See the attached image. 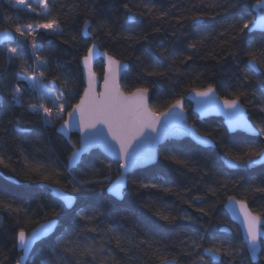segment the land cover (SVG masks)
<instances>
[{"label": "trees", "instance_id": "16d2710c", "mask_svg": "<svg viewBox=\"0 0 264 264\" xmlns=\"http://www.w3.org/2000/svg\"><path fill=\"white\" fill-rule=\"evenodd\" d=\"M48 2L53 11L46 16L40 0H28L30 6L36 9L35 12L14 8V0H0V30L8 29L15 36L14 28L17 23L22 26H35L56 18L61 20L63 35H49L43 30L36 33V54L46 58L49 67L44 70L43 78L39 71H36L35 78H39L46 87L51 86L50 82L54 78L57 80L58 89L53 91L55 95L63 93L67 105L63 119L82 94L79 61L94 42L98 43L99 50L114 55L128 65L120 78L122 91H131L138 86L135 78L138 74L142 75V72L137 66V57H145V49L149 46L157 52L169 49L171 55L158 66L160 71L166 72V76L155 84L151 82L152 78L141 81L155 89L154 99L150 104L153 111H164L192 89L203 90L209 85L216 89L218 98H231L235 77L241 70L247 72V43H264V33L260 32L245 30L240 33L237 29L234 32V41L222 35L230 30V25L238 22L235 12L228 8L230 3H236L237 0H153V14L141 16L133 22L124 19L123 4L128 3L133 12H146L143 7L146 0ZM256 2L257 0H243L244 18L248 21L253 20L251 6ZM212 4L219 7H210ZM161 13L168 15L162 16ZM194 15H203L205 20L193 26L191 17ZM209 16H215V19L209 20ZM85 19L92 23L90 32L95 33L99 26H104L99 41H96L95 35L92 38L81 35ZM178 19L183 26L177 22ZM109 27L111 35H105ZM239 27H243V20H239ZM132 34L148 35L150 39H141L139 43L124 39ZM73 36L76 37L75 41ZM202 39L204 43L200 45L199 41ZM226 39L228 42L224 43ZM190 42L198 43L197 50L188 49ZM9 48H18L20 58L7 66L4 76L7 87L0 89V156L8 164V167L0 165V198L11 206L7 209L0 206V264L16 263L19 256L15 249L17 231L23 228L28 232L43 221L56 219L58 223L55 232L33 247L26 264H32V260L40 252L48 256L57 237L71 231L68 217L76 219L75 213L80 211L94 215L101 213L96 215L91 224H87L95 227L97 231L84 234L87 240L80 242L103 245L106 249L114 250L120 264H160V258L165 256L169 259L175 257L178 264H191L186 250L191 246L192 239L199 240L200 236H204L199 241L202 248L231 246L235 250V255L230 251L228 255L222 256L223 264H264V243L258 261L250 263L238 229L222 209L229 196L237 200L247 198L252 213L264 216V194L253 189L254 185H259L264 180V165L230 169L224 164L225 152L231 156L259 138L240 132L229 133L218 118L199 119L191 113L190 105L185 103L188 123L199 134L209 137L214 147L202 148L188 139L166 141L158 147L157 159L153 165L136 169L127 176L122 198L116 200L105 193V188L118 173L117 163L95 150L82 156L73 169L67 170L66 160L71 149L77 146L78 136L70 134L66 141L55 132L63 119L45 123L41 118L42 113L36 115L28 110L29 104L41 102L50 107L49 101H40L36 92L21 97L23 107L13 102L10 93L17 87L23 90L28 86L26 80H16L15 73L19 72L22 77L32 76L31 69L25 73L21 64L29 58L34 60L35 55L30 44L16 37L11 43L0 46V73L6 67L5 56ZM189 55L192 57L190 60L186 59ZM58 65L65 66L67 77ZM93 70L100 78L102 63L96 61ZM249 76L246 88L249 96L244 99L243 107L251 124L264 138V128H261L264 111H261L259 101L248 102L252 100L253 91H256L257 96L260 95L256 84L262 77L256 73H249ZM65 79L70 80L67 87L64 84ZM169 89L170 95L167 94ZM173 155L183 163L176 164L164 159L165 156ZM53 169L63 173L59 187L66 188L70 194L76 196V202L71 209L64 208L48 190L38 187L39 184H45L41 183L45 176L50 180L56 179L50 175ZM6 177L14 179L16 183L6 180ZM105 177L108 179L105 180ZM133 180L136 181L135 184L132 183ZM80 181L94 183L85 184L79 193L72 192L73 188L80 187ZM140 182L160 183L170 191L142 188ZM196 195L204 197L205 202H196L189 207L186 201H191ZM196 208L207 209L209 215L202 216ZM17 209H20L18 213ZM159 212L176 217L174 223L169 225L160 220L156 215ZM186 214L194 219H184ZM221 226H227L230 233L220 232ZM126 234H131L133 238L129 239ZM117 235L125 237L122 242L123 252L116 246ZM141 241L145 242L142 246ZM130 248L132 251L128 253ZM201 251L195 249L194 254ZM205 259L208 264H219L211 262L207 257ZM49 264L54 262L49 260Z\"/></svg>", "mask_w": 264, "mask_h": 264}, {"label": "snow or ice", "instance_id": "6c2138e0", "mask_svg": "<svg viewBox=\"0 0 264 264\" xmlns=\"http://www.w3.org/2000/svg\"><path fill=\"white\" fill-rule=\"evenodd\" d=\"M153 0H146L143 7L146 12H133L132 7L128 3L123 4L124 19L128 22H133L139 17L144 15L153 14ZM40 6L43 9L44 15H50L53 8L50 6L48 0H40ZM14 8L24 7L28 11L35 12L36 9L32 8L28 3V0H15L13 4ZM210 7H219V5L212 4ZM253 9L257 11V16L248 21L244 18V5L243 0H237L236 3H230L228 8L235 12L238 17L236 24L229 26V31L225 34L226 37H230L231 40H235L234 32L238 29L240 33H244L245 30H251L256 28H264V0H257ZM162 16H167V13H161ZM209 20H214L215 16H209ZM205 20L203 15H194L191 17L193 26L201 24ZM239 20H243V27H239ZM178 23L182 25V22L178 19ZM92 27L90 20L85 19L81 28V35L87 38H92L95 35L96 41H99L100 34L104 32V26H99L95 33L90 32ZM38 30H43L45 34L49 35H63L64 29L62 22L59 18L49 20L46 23L39 25H21L16 24L14 28L15 36L11 31L5 29L0 32V40H13L16 37L22 39L23 42L31 45V51L35 55V59L29 58L28 61L21 64L22 70L27 73L30 69L33 73L32 76L22 77L19 72L15 73L16 80H26L28 86L23 90L19 87L15 88L11 93V99L13 102L23 107L21 97L25 94H31L37 91L35 73L40 72V77L45 76V69L49 67V62L46 58L37 55L36 45V33ZM159 31V29H155ZM105 35H111V28L104 33ZM31 37V40H29ZM75 41L76 37H72ZM129 42L139 43L140 40L148 41L150 37L148 35L137 36L135 34L124 37ZM206 39V38H205ZM67 43V41H64ZM227 39L224 43H227ZM204 40L199 41L202 45ZM188 49L197 50L198 43L190 42L187 45ZM98 43H92L88 48L86 54L81 58V63L84 69L88 72V87L84 89V95L80 97L78 104L71 106V111L68 112V120H64L61 129L67 131L71 127H76L82 133V147L78 150H74L68 157V164L66 167H72L80 158L82 152L86 151L90 146L94 144H100L104 149L110 153L115 154L119 159V167L122 170L135 167L139 163H144L151 160L154 153L151 151V146L158 143L164 135L169 134L173 130L178 122L182 120L180 113L183 112V96L180 99H176L169 105L164 111H153L150 107L151 102L154 99V88H150L146 84H142L141 81L146 78H152V83L155 84L159 79H163L166 76V72L160 71L158 66H161L168 56L171 55L169 49L162 51H154L151 46L145 49V57H137L138 67L141 68L142 75H137L136 83L137 87L131 91H122L120 85L121 72L128 67V65L121 59H117L114 55H110L108 52L103 53L104 60L106 61L104 72L103 91L99 93V98L95 94V87L98 85V81L95 80V73L92 72V64L97 52ZM248 58L245 61L244 70L240 71V74L235 77V86L231 98H224L220 103L216 102V89L209 85L203 90L192 89L196 97L206 98L198 103L202 104V110H224L225 115L229 117V123L233 128H242L248 133L256 136L258 141H251L242 149H238L237 152L231 156L225 152L224 164L228 168H236L240 166L251 167L257 163H264V138L261 137V133L256 131V128L250 123L247 113L243 107L244 99L249 96L246 91L248 82L250 80L249 73H256L262 77L257 81L256 88L260 92V95H256V91L251 93L252 100L248 101L252 103L253 100L259 101L261 105V111H264V43L256 44L253 41H249L246 45ZM20 58L18 48H9L8 53L5 56L6 67L3 73H0V89H4L7 85L4 83V76L7 73V66L12 65L16 59ZM189 55L186 59H191ZM183 62V61H182ZM71 63V62H69ZM27 65V66H26ZM62 72H64V65H58ZM171 68V65H169ZM64 76L67 77L68 73L64 72ZM241 76L243 79H241ZM70 80L65 79V87L68 86ZM50 87H41L39 89V100L49 101L51 107L45 106L44 103H34L28 105V110L32 114L42 115V119L45 123H49L51 120L63 119V113L66 110L67 105L63 99V93L61 95H55L53 89H58L57 80L54 78L50 82ZM175 86V85H173ZM71 91V89H69ZM167 94H171L169 89ZM97 125H102V128H98ZM183 131L187 134L195 135L194 129L179 125ZM261 128H264V121L261 122ZM106 129V133L104 131ZM26 131V130H25ZM196 139L203 144H208L210 141L206 136H196ZM148 145L149 150L141 152V146ZM165 160H169L176 164H182L176 156H165ZM0 165L8 167V164L2 156H0ZM56 179L50 180L48 176H45L41 183L48 184L51 188L53 195L62 203V206L66 209H71L76 202V196L70 194L66 188H60V179L63 173L53 169L50 174ZM122 178L113 183L109 189L110 192L116 196H122L125 184L127 183V176L123 173ZM105 180L108 177L104 178ZM94 183V181H80V187H75L72 192L79 193L85 184ZM136 183L135 180L132 181ZM142 188L163 189L165 192L170 189L165 188L160 183H144L140 182ZM255 192L264 194V180L259 185H254ZM214 194V193H213ZM204 203L205 198L196 195L192 197L191 201H186L189 207L193 206V203ZM228 207L233 211V214L238 215L241 218V223L244 229V235L246 240V247L251 254L252 259H256L257 252L260 250V240L264 239V216L254 215L249 208L247 198L237 200L233 196L228 197ZM0 206L4 208H10L11 206L3 198H0ZM167 206H165V211ZM17 213L20 209L16 210ZM196 211L201 213L202 216H208L209 212L205 208H196ZM26 212V210H25ZM96 215H101L97 212L94 214L84 211L76 212L73 219L68 217V224L71 231H66L57 237L55 243L49 249L48 256H45L43 252L37 254L32 260V264H49V260L54 264H120V260L115 254L114 250L106 249L103 245L96 246L95 244H83L81 240H87L86 233L96 232L95 227L87 226L91 224ZM158 218L164 221L166 224H173L176 217L171 215H165L164 212L156 213ZM184 219L193 220L191 215H185ZM86 222V223H81ZM57 221L55 219L49 220L45 224L39 226L38 229H34L32 233L26 234L23 228L15 234L16 246L22 251L25 257L28 256L34 243L52 234L56 227ZM79 227H76V226ZM111 231V229L109 230ZM128 235L129 239L133 237ZM124 236H115L116 246L120 251H124L122 242ZM204 236H200L199 240L192 239L191 246L187 248L186 254L191 259V264H208L205 259V254L214 262L223 264L222 256H226L231 251L235 255V250L228 246L202 248L199 241H202ZM145 242L141 241L142 246ZM195 249H201L202 251L194 254ZM132 249H128L130 253ZM128 253H125L126 255ZM159 258V257H158ZM16 264H21V260H17ZM160 264H178V260L173 257L160 258Z\"/></svg>", "mask_w": 264, "mask_h": 264}, {"label": "water", "instance_id": "95a60500", "mask_svg": "<svg viewBox=\"0 0 264 264\" xmlns=\"http://www.w3.org/2000/svg\"><path fill=\"white\" fill-rule=\"evenodd\" d=\"M256 4V3H255ZM254 5V4H253ZM252 5V6H253ZM251 6V11L254 15V18L257 16V11L253 9V7ZM253 18V19H254ZM4 30H0V32H2ZM10 31V30H9ZM12 32V31H11ZM247 32H261V33H264V28H256V29H251V30H247ZM13 34V32H12ZM14 35V34H13ZM84 37V36H83ZM84 38H87V37H84ZM14 40V39H13ZM13 40H0V46L2 45H6L8 43H11ZM97 52H98V55L95 57V59L93 60V64H92V72H94L93 70V66H94V63L96 61H100L102 63V74H101V77L99 78L96 74H95V80L98 81V85L95 87L94 91H95V94L97 96V98H99V93L103 91V83H104V72H105V65H106V61L104 60V57H103V51L99 50V48L97 49ZM79 68H80V74H81V79H82V83H83V91H82V94L81 96L84 95V89L86 87H88V72L84 69L82 63H81V60L79 61ZM126 70V68L121 72V75L122 73ZM121 75H120V78H121ZM120 82V80H119ZM80 96V97H81ZM206 98H200V97H196L194 92L191 90L189 91L188 93H186L183 97V100H182V103H183V109H184V104L185 103H188L190 105V111L191 113L195 114L199 119H204V118H219L221 121H222V124L224 125L225 129L229 132V133H234V132H240L246 136H251V137H255L254 135L248 133L247 131H245L244 129L242 128H233L230 123H229V117L225 115V111L224 110H207V111H204L202 110V104L198 103V101H202ZM216 99V102L217 103H220L222 101V99L218 98L217 95L215 97ZM80 101V98L78 99L77 103L78 104ZM72 109L70 108L69 111H71ZM68 111V112H69ZM180 115L182 116V120H180L177 124V126L171 130L169 132V134H166L163 136V138L158 142L156 143L154 146H151V151L154 153V156L151 160L147 161V162H144V163H139L137 164L135 167H131V168H128L127 170H122L120 169L119 167V159L118 157L113 154V153H110L108 151H106L104 149V147L100 144H94L92 146H90L86 151L82 152L81 155H80V158H79V161L81 159L82 156H85L87 154H89L91 151H98L101 155H103L104 157H106L107 159L111 160V161H114L115 163L118 164L117 166V169H118V173L117 175L111 180L108 182L106 188H105V193L109 196H111L112 198L116 199V200H120L122 198V196H116L115 194H113L112 192L109 191L111 185L115 182H117L118 180H120L122 178L121 174L123 173L125 176H128L130 173H132L133 171H135L136 169H142V168H145V167H148L150 165H153L155 162H156V159H157V149L159 146L163 145L166 141H169V140H172V141H179V140H183V139H188L189 141H191L192 143H194L195 145L199 146V147H202V148H213L214 147V143L213 141L207 137V139L210 141V143L208 144H203V143H200L197 139H196V136H204V135H201L199 134L195 128L190 124L188 123L187 121V113L185 111V109L183 110L182 113H180ZM69 117H68V113L64 116V119L63 121L57 125V127L55 128V132L61 136L63 139H65L66 141H68V138H69V135L70 134H76L78 136V142H77V146L76 147H73L71 149V152L69 154V156L72 154V152L74 150H78L82 147V133L76 128V127H71L69 128L67 131H64L61 129V125H63L64 123V120H68ZM251 123V122H250ZM179 125H183V126H186V127H191L192 129H194V132H195V135H191V134H187L185 131L182 130V128L179 126ZM98 128H102L103 126L102 125H97ZM16 130H18L16 127H15ZM20 130V129H19ZM105 133H106V129H104ZM149 150V146L148 145H143L141 146V149L140 151L141 152H146ZM68 156V157H69ZM79 161L73 165L72 167H66L67 170H71L73 169L78 163ZM68 164V158L66 160V165ZM255 165H264V163H257ZM230 169H234V168H230ZM6 180L8 181H11L13 183H16V181L12 178H9V177H6L5 178ZM126 185V184H125ZM38 187L40 188H44L46 190H48V192L50 193V195L58 200L54 195H53V192L51 190V188L47 185V184H39ZM125 188V187H124ZM59 201V200H58ZM60 202V201H59ZM61 203V202H60ZM228 198L225 200L223 206H222V209L223 211L225 212V214L227 215L229 221L231 223H233L236 228L238 229V232H239V235H240V238H241V241L244 245V248H245V251H246V254H247V257L250 261V263H255L258 261V257H259V254L261 252V247H262V243H264V239H261L260 240V250L257 252V255H256V259H252L251 258V254L249 253L247 247L245 246L246 245V240H245V235H244V229H243V225L241 223V218L238 216V215H235L233 214V211L230 207H228ZM62 204V203H61ZM53 220V219H52ZM56 220V219H55ZM49 220L47 221H43L39 224H37L35 227H33L31 230H29L28 232H26V234H30L32 233V231L34 229H38L40 225L42 224H45L46 222H48ZM57 221V220H56ZM56 230V229H55ZM219 231L222 232V233H225V234H229L230 233V229L227 227V226H221L219 227ZM55 232V231H54ZM53 232V233H54ZM52 233V234H53ZM52 234L46 236V237H42L41 239L37 240L33 247L41 240L43 239H46L48 237H50ZM32 247V249H33ZM15 249L16 251L19 253V256L17 258V260H21V264H26L28 258H29V255L32 251V249L30 250V253L28 254L27 257L24 256V254L22 253V251L16 246V240H15ZM205 257H208L206 254H205ZM209 258V257H208ZM210 259V258H209ZM211 260V259H210ZM212 261V260H211ZM214 262V261H212ZM215 263H219V262H215ZM16 264V263H15Z\"/></svg>", "mask_w": 264, "mask_h": 264}, {"label": "rangeland", "instance_id": "374dc122", "mask_svg": "<svg viewBox=\"0 0 264 264\" xmlns=\"http://www.w3.org/2000/svg\"><path fill=\"white\" fill-rule=\"evenodd\" d=\"M14 3H15V0H14ZM20 8H24V7H20ZM36 79V87H37V91H36V93H37V95H38V97H39V89L41 88V87H46L44 84H42L41 82H40V79L39 78H35ZM50 103V102H49ZM50 107H51V103H50ZM65 113H63V115H64ZM56 121H58V120H56ZM51 122V121H50Z\"/></svg>", "mask_w": 264, "mask_h": 264}, {"label": "flooded vegetation", "instance_id": "af4514ba", "mask_svg": "<svg viewBox=\"0 0 264 264\" xmlns=\"http://www.w3.org/2000/svg\"><path fill=\"white\" fill-rule=\"evenodd\" d=\"M254 18V17H253ZM261 33V32H260ZM245 109V108H244ZM219 119V118H218ZM257 131V130H256ZM258 132V131H257ZM251 137V136H250ZM256 137V136H255ZM257 166H260V165H257ZM262 245V244H261Z\"/></svg>", "mask_w": 264, "mask_h": 264}, {"label": "bare ground", "instance_id": "6f19581e", "mask_svg": "<svg viewBox=\"0 0 264 264\" xmlns=\"http://www.w3.org/2000/svg\"><path fill=\"white\" fill-rule=\"evenodd\" d=\"M208 258V257H207ZM211 261V260H210ZM212 262V261H211ZM215 263V262H214Z\"/></svg>", "mask_w": 264, "mask_h": 264}]
</instances>
